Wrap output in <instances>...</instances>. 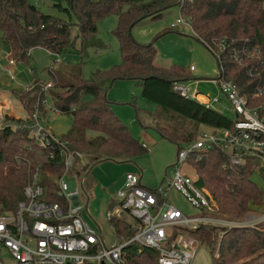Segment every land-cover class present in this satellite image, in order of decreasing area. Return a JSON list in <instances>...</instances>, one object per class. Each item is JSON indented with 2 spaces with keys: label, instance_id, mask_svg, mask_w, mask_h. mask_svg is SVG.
Listing matches in <instances>:
<instances>
[{
  "label": "trees",
  "instance_id": "16d2710c",
  "mask_svg": "<svg viewBox=\"0 0 264 264\" xmlns=\"http://www.w3.org/2000/svg\"><path fill=\"white\" fill-rule=\"evenodd\" d=\"M50 1L67 17L43 12L27 0H0V44L7 54L26 63L30 49L40 47L51 57L48 87L42 88L46 80L33 78L31 87L22 91L10 87L9 91L28 113L37 102L43 115L48 108L42 102L47 99L50 106L67 114L69 126L58 137L70 150L89 156V165L98 159L128 161L147 151L113 112L112 101L105 95L115 79H132L140 86L141 96L154 104L152 111H145L151 127L176 148L178 143L194 139L200 124L212 129L231 124L226 113L172 89L174 80L190 75L188 68L173 63L157 65L153 42L139 43L131 37L130 28L135 22L157 18L169 5L177 6L194 37L214 56V77L234 82L248 104L261 105L259 113L264 116V0ZM109 13L116 15L111 32L118 42L120 61L84 78L81 63L87 50L103 46L96 37V22ZM67 52L76 53L78 61L61 59L60 55ZM135 114L137 117L136 110ZM15 155L28 159V166L15 163ZM188 160L194 169V183L208 187L214 199L211 214L235 220L261 204L263 192L250 179L248 162L231 163L228 153L217 146L194 149L188 153ZM36 164L48 199L62 202L55 193L54 179L64 169L57 149L49 155L24 128L0 129V210L14 208ZM89 165L81 172L82 186L87 190L93 183ZM122 213L107 217L116 241L128 239L135 231L134 222ZM220 229L218 233L214 226L198 223L183 231L208 248L210 264H264V219ZM122 254L123 264H157L154 248L133 241L123 246Z\"/></svg>",
  "mask_w": 264,
  "mask_h": 264
},
{
  "label": "built area",
  "instance_id": "2783aa9c",
  "mask_svg": "<svg viewBox=\"0 0 264 264\" xmlns=\"http://www.w3.org/2000/svg\"><path fill=\"white\" fill-rule=\"evenodd\" d=\"M181 22H184V18L178 13L169 27L173 28ZM3 54L6 63L3 69L13 83H19L16 79L18 71L10 68L14 67L16 60L5 50ZM188 69L192 70L193 66L190 65ZM28 73H32V70L29 69ZM211 79L217 90L211 99L205 95L198 96L196 90L189 94L188 88L178 80H174L171 87L175 92L206 106L217 104L218 108L214 109L231 117L230 126L214 128L188 142L178 143L171 175L155 188L141 185L138 174L127 173L115 191L116 206L106 215L126 212L135 220V231L126 240L114 239L109 243L104 242L98 225L95 229L81 217L80 211L87 198L82 186L83 176L81 173H68L75 161L83 158L84 154L70 150L65 140L39 120L41 113L37 102L31 112L24 111V114L16 115L9 110L6 100L0 99V129H26L35 144L48 151L49 155L56 148L64 166L54 179L55 193L62 198V202L48 199L40 183L39 165L36 164L14 208L0 210V264H123V246L131 241L154 248L157 264H190L196 250L193 245L195 240L192 236L184 239L183 229L220 218L211 214L215 202L208 190L203 186L198 187L194 178L183 172L188 153L194 149L217 146L228 153L231 163L240 165L246 161L252 171H264V116L259 113L261 105L248 104L231 80ZM31 85L29 79L13 87L22 91ZM49 85L50 82L44 81L42 88ZM20 103L25 110L23 103ZM42 105L58 111L49 105L47 99H43ZM14 161L17 164H29L28 159H22L19 155L14 156ZM171 190L180 193L197 209V213L186 214L170 204L167 197ZM81 196L85 198L83 201Z\"/></svg>",
  "mask_w": 264,
  "mask_h": 264
},
{
  "label": "rangeland",
  "instance_id": "374dc122",
  "mask_svg": "<svg viewBox=\"0 0 264 264\" xmlns=\"http://www.w3.org/2000/svg\"><path fill=\"white\" fill-rule=\"evenodd\" d=\"M27 1L43 12L67 17L65 11L51 6L50 0ZM177 16V6L169 5L161 10L159 17H145L135 22L130 28V35L139 43L153 42L156 49L154 62L157 65L167 66L173 63L181 66L183 69H187L192 65L194 69L189 70L190 75L186 79H178V81L182 82L188 88L189 94L193 90H196L199 93L198 96L205 95L211 99L217 94L216 86L211 79L216 73L215 58L194 37L186 19H184V22L176 23L173 28L169 27V24L174 22ZM115 25L116 15L113 13H109L97 20L96 37L102 42L103 46L98 47L96 51L93 48L87 50L81 63V74L84 78L89 77L91 72L96 69L109 68L111 65L120 61L118 42L111 32ZM71 32H76L74 27L71 28ZM4 57L3 51L0 48V63L2 64L5 62ZM60 57L67 62L78 61V55L73 52H67L64 56L60 55ZM50 62L51 57L47 51L40 47H34L30 49V56L27 62L17 61L15 69H20L23 75H27V80L39 78L48 81L50 77L47 70ZM52 65H56V62H53ZM29 69L32 70V73H28ZM22 74L16 76L19 77ZM19 83H13L10 75L0 65V91L4 93L0 94V97L5 96L8 101L14 104L13 99L16 98L12 93L7 92L9 91L7 85L17 86ZM105 95L112 101L111 108L113 112L127 125L130 133L147 147V151L128 161L98 159L89 165L90 157L83 155V158L75 161L69 169L68 173L73 175L75 171L79 173L87 165L90 166L93 183L90 186V190L85 192L87 197L86 206L84 205L82 207L80 214L93 228L97 229L98 225L104 242L109 243L114 240V234L106 214L116 206L113 203L117 200L115 191L121 186L125 175L127 173L140 175L141 185L147 188H155L159 183H164L172 173L176 145L161 137L151 127L150 118L145 111H152L154 104L141 96L140 86L134 80L127 78L115 79L105 90ZM221 101L223 102L225 100L221 99ZM212 105L213 108H218L217 104L214 103ZM14 107L17 114L24 113L23 110H18L15 105ZM39 120L57 135L65 132L70 123V117L67 114L50 109L46 110L43 115H40ZM211 129L208 125L200 124L197 128L196 136H199L202 132H208ZM183 172L191 178L195 177L193 166L189 160L183 165ZM250 179L263 192L261 204L253 206L251 210H248L239 219L233 220L235 222L230 223L226 219L218 217L220 219L211 220L210 223L206 224L214 226L216 231L220 233L221 227L228 228L235 225H252L264 217V171L262 173L252 171ZM205 188L210 193L208 187ZM83 198L84 196H81L82 201ZM167 199L170 204L186 214L191 215L197 213V209L191 206L175 190L169 192ZM110 204L111 206L109 207ZM122 216L128 217L131 222L135 221L132 216L124 211ZM179 232L183 231L180 230ZM183 235L185 237L184 239L192 238L185 232H183ZM193 245L196 250L190 264H210L208 248L197 240L194 241Z\"/></svg>",
  "mask_w": 264,
  "mask_h": 264
},
{
  "label": "crops",
  "instance_id": "0c3cea01",
  "mask_svg": "<svg viewBox=\"0 0 264 264\" xmlns=\"http://www.w3.org/2000/svg\"><path fill=\"white\" fill-rule=\"evenodd\" d=\"M0 48H1V51H4V49L2 48V46H1V44H0ZM43 49V48H42ZM18 60H16V62H17ZM21 62V61H20ZM5 62H4V64H2V63H0V65H1V67H3V66H5ZM15 66H16V63H15V65H14V69L12 68V66L10 67L12 70H16L15 69ZM193 69H194V67H193ZM18 71V73H16V75H20V74H22V71L19 69V70H17ZM21 72V73H20ZM27 78H28V76L27 75H21V76H19V77H17L16 76V79L19 81V82H21V83H24V82H26V80H27ZM10 87H13V85H7V88H8V90H10ZM7 92H9V93H11L10 91H7ZM3 92H1L0 91V94H2ZM4 94V93H3ZM3 96V95H2ZM0 99H4V100H6V102L8 103V105H9V110L13 113V114H16V115H22V114H17V112H16V109H15V107H14V105L16 106V108L18 109V110H23L22 108H21V103L19 102V100L18 99H13L14 100V104L11 102V101H8V99L5 97V96H3V97H0ZM23 111H25V110H23ZM25 113V112H24ZM23 113V114H24ZM75 173L76 174H79V173H81V172H77V171H75ZM139 177H140V175H139ZM139 181H140V178H139ZM141 184V183H140ZM85 190V192L86 191H88L87 189H84ZM89 190H90V188H89ZM115 202L116 201H114L113 203L115 204Z\"/></svg>",
  "mask_w": 264,
  "mask_h": 264
}]
</instances>
